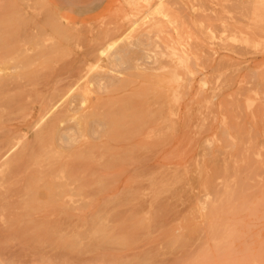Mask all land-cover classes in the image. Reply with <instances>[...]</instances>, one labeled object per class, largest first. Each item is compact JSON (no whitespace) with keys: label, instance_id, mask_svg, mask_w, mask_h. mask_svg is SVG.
I'll return each instance as SVG.
<instances>
[{"label":"rangeland","instance_id":"1","mask_svg":"<svg viewBox=\"0 0 264 264\" xmlns=\"http://www.w3.org/2000/svg\"><path fill=\"white\" fill-rule=\"evenodd\" d=\"M103 73L113 85L93 80ZM0 74L12 82L0 142L8 135L13 153L69 155L34 137L51 116L34 108L53 92L54 111L71 99L76 116L107 121L105 135L75 134L88 189L54 165L26 177L23 196L0 168V264H264V0H0ZM65 213L68 227L47 223Z\"/></svg>","mask_w":264,"mask_h":264},{"label":"bare ground","instance_id":"2","mask_svg":"<svg viewBox=\"0 0 264 264\" xmlns=\"http://www.w3.org/2000/svg\"><path fill=\"white\" fill-rule=\"evenodd\" d=\"M171 3V2H170ZM46 26V25H45ZM44 32V31H43ZM114 36V35H113ZM135 37V36H134ZM112 38V37H111ZM100 40V39H99ZM23 43V42H22ZM11 45V44H10ZM100 45V44H99ZM110 45V44H109ZM131 46V45H130ZM93 48V47H92ZM113 48V47H112ZM108 49V48H107ZM126 48H119L117 51H115L113 54H112V56L111 57H113V58H115V59H119V58H121L122 57V55L123 54H125L126 53ZM22 51H24V50H22ZM27 51H28V49H27ZM94 51H96V50H94ZM105 50L104 49H102V48H99V49H97V55L98 56H100V55H102L103 54V52H104ZM109 53V52H108ZM107 53V54H108ZM6 54V53H5ZM4 54V55H5ZM8 54V53H7ZM89 54H91V55H94V56H96V53H89ZM3 55V54H2ZM106 56V55H105ZM104 56V57H105ZM135 56V55H134ZM89 58H90V56H89ZM14 59V58H13ZM16 59H17V57H16ZM16 59H14V61L11 59H9L10 61H13L12 63L14 64L15 63V60ZM131 60H132V58H131ZM135 60V59H134ZM75 61V60H74ZM116 61V60H115ZM133 61V60H132ZM17 62V61H16ZM113 62H114V60H113ZM73 64V63H72ZM236 64V63H235ZM5 65V64H4ZM15 66V65H14ZM6 67V65L4 66V68ZM124 67H125V65H124ZM3 68V67H2ZM17 68V67H16ZM132 68V67H131ZM18 69V68H17ZM17 69H16V71H17ZM81 69V68H80ZM79 69V70H80ZM9 70V69H8ZM19 70H20V68H19ZM2 71V70H1ZM11 71H13V69L11 70ZM15 71V70H14ZM154 71V70H153ZM156 71V70H155ZM158 71V70H157ZM80 72V71H79ZM71 74V73H70ZM1 75V74H0ZM74 75H75V73H74ZM14 77V76H13ZM70 78V77H69ZM227 78V77H226ZM225 78V79H226ZM14 79V78H13ZM67 79V78H66ZM232 79V78H231ZM93 80L101 87V85H104V83H107V85H113V82H114V77H111V76H108V75H106V74H100V75H97V76H95V78H93ZM29 81V80H28ZM19 82V81H18ZM47 82V81H46ZM103 82V83H102ZM30 83V82H29ZM29 83H27V84H29ZM225 83H226V81H225ZM11 84H12V82H11V80L10 79H5V78H0V93L1 92H4L5 93V89H7V88H9V86L11 87ZM15 84V83H14ZM23 84V83H22ZM22 84L20 85V88H18V89H21L22 88ZM32 84V83H31ZM18 85V84H17ZM25 85H26V83H25ZM34 85V84H33ZM73 85V84H72ZM87 85V84H86ZM123 85V84H122ZM14 86V85H13ZM29 86H30V84H29ZM16 87V86H15ZM15 87H14V89H15ZM26 87V86H25ZM82 87V86H81ZM104 87V86H103ZM105 87H107V86H105ZM13 88V87H12ZM59 88V87H58ZM14 89H12V90H14ZM66 89V88H65ZM105 89V88H104ZM86 90V89H85ZM8 91H11V90H9L8 89ZM64 91V92H63ZM69 91H70V88L66 91V90H62L59 94H58V96H60V99L63 97H66L68 94H69ZM7 92V91H6ZM86 92H87V90H86ZM100 92V91H99ZM89 93V92H88ZM3 94V93H2ZM71 94V93H70ZM1 95V94H0ZM54 95H56V92H53L52 94H50V96L48 95L45 99H44V96H42V98H40L39 99V102H38V105L34 108V111L37 113V114H40V113H43V116H45L46 114L47 115H49V114H51V116H50V119L48 120V123L46 124V126H45V128L43 129V130H41V131H35L36 133H35V139H37V140H41V141H43V143H44V146H47V147H49L50 146V144H52V143H55V145L58 147V148H61L60 150H61V152L63 151V148L64 149H69L70 151H69V155L68 154H65V152H64V154L62 155V153L59 155V157H60V159L58 160V158H57V160H53V161H51V160H48L47 162H44L43 160L41 161L40 160V158L38 159V161L40 160L41 162H37L36 160H35V156L31 153L32 152V144L31 145H29V146H26V145H23V147L20 149V150H17V152H15V150H14V152L15 153H13L12 151H13V149L15 148V145L17 144L16 142H12L10 139H7L9 136L8 135H5L4 137H5V139H4V141H2V142H0V168L2 167H4V170L5 169H8L7 171L9 172V175H11V176H14L15 178H20V179H22L23 181H24V179L26 178V177H29V178H31V176H34V175H39V176H44V175H46L51 169H52V166H54V165H57L59 168H61V169H63V170H67V171H69V172H73V174H75L77 177L76 178H74V179H79V182H77V184H78V186H80V180H83L84 182H82L83 184L84 183H86V184H84L85 186L86 185H88L86 188L88 189V187H90L89 186V183L87 184V180H88V177H90L89 175L92 173L93 174V170L90 168V166L89 165H87L86 164V159H85V162H81L82 160H80V161H78L80 158H82V156H81V153L80 154H77L78 152L77 151H81V150H87V149H85L84 147H86V146H84L83 148L82 147H80V146H77V147H75L74 146V143L77 141V142H79V140H77V138H75V134L77 133V132H80V131H90L92 134H95L96 132L98 133V130H100L101 132H102V134L103 135H105L104 133L105 132H103V130L105 129V126L107 125V121L106 122H103L102 120H99V121H95V120H93V118H92V116L94 115V113H95V111H98V110H95V111H93V110H90V111H85L84 113L82 112V114H79L78 116H76L78 113H81V109H80V105H78L79 104V102L77 101V103L78 104H76V102H75V100H67L68 102H66V104H65V106L62 108V109H60V110H58L57 111V109H56V111H54V109L56 108V103L57 102H54L53 100L54 99H56L57 97L55 96V98H54ZM83 95V94H82ZM16 96V95H15ZM77 96V95H76ZM85 96V95H84ZM83 96V97H84ZM87 96V95H86ZM68 97V96H67ZM8 98V97H7ZM11 98V97H10ZM16 98H18L17 96H16ZM69 99V98H68ZM83 100V99H82ZM15 101V98H14V100H13V102ZM18 101V100H17ZM17 101H15V104H13V106L14 105H16V102ZM38 101V100H37ZM62 101V100H61ZM61 101H60V103H61ZM84 101H86V100H84ZM95 101V100H94ZM103 101V100H102ZM227 101V100H226ZM12 101H11V103H13ZM22 102H24V101H22ZM82 102V105H83V101H81ZM110 102V101H109ZM112 102V101H111ZM5 103V106H6V102H4ZM8 103V102H7ZM11 103H9V106L7 105V107H9V108H11L12 106H10L11 105ZM101 103V102H100ZM58 104V103H57ZM62 104V103H61ZM94 104H95V102H94ZM105 104V103H104ZM115 104V103H114ZM117 104V103H116ZM115 104V105H116ZM96 105V104H95ZM98 106H99V104H97ZM62 106V105H61ZM234 106V105H233ZM101 107V106H100ZM104 107V106H103ZM112 107V106H111ZM110 108V107H109ZM119 109V108H118ZM16 110V109H15ZM114 110V109H113ZM113 110L111 111V112H113ZM256 110V109H255ZM17 111V110H16ZM15 111V112H16ZM114 112H117L116 110H114ZM52 113H53V115H52ZM12 114V113H11ZM184 114V113H183ZM182 114V116L184 117V115ZM119 115V114H118ZM37 116V115H36ZM42 116V117H43ZM98 116V115H97ZM105 116V115H104ZM111 116V115H110ZM238 116V115H237ZM46 117V116H45ZM49 117V116H48ZM94 117V116H93ZM156 117V116H155ZM39 118V117H38ZM95 118V117H94ZM103 118V117H102ZM181 118V117H180ZM187 118V117H186ZM42 119V118H41ZM187 120V119H186ZM185 120V121H186ZM47 121V120H46ZM184 121V120H183ZM40 122H41V120H40ZM230 122V121H229ZM228 122V123H229ZM39 124V123H38ZM121 124H122V122H121ZM183 125V124H182ZM32 126H33V124H32ZM42 126H44V125H42ZM36 127H37V125H36ZM183 127V126H182ZM29 128H31L30 127V123L28 122V123H22V124H20V125H17V127H14L13 129H11L12 131H14V130H25L27 133H28V129ZM43 128V127H42ZM109 128V127H108ZM37 129V128H36ZM41 129V128H40ZM11 130H7V132H10ZM108 130V129H107ZM138 130V129H137ZM11 131V132H12ZM109 131V130H108ZM122 131V130H121ZM6 132V133H7ZM107 132V131H106ZM5 133V132H4ZM23 134V133H22ZM106 134H108V132L106 133ZM239 134V133H238ZM2 135V134H1ZM4 135V134H3ZM127 135H129L128 133H127ZM6 136H8V137H6ZM24 136V135H23ZM26 136H27V134H26ZM33 136V135H32ZM89 136V135H88ZM97 136V135H96ZM96 136H93V137H96ZM256 136V135H255ZM1 137V136H0ZM77 137V136H76ZM81 138L83 137V135L82 136H80ZM103 137V136H102ZM107 137H109V135L107 136ZM114 137V136H113ZM112 137V138H113ZM127 137V136H126ZM44 138H48V140H50L49 141V143H47V142H45V140H44ZM104 138V137H103ZM115 138V137H114ZM120 138V137H119ZM33 139V138H32ZM47 140V141H48ZM88 140V139H87ZM91 140V139H90ZM110 140V139H109ZM237 140V139H236ZM247 140V139H246ZM18 141V140H17ZM34 141V140H33ZM30 142V141H29ZM35 142V141H34ZM110 142V141H109ZM41 144H42V142H40ZM19 144V143H18ZM29 144V143H28ZM40 144V145H41ZM92 144V143H91ZM240 144V143H239ZM22 145V144H21ZM21 145L19 144V146L18 147H21ZM49 145V146H48ZM77 145H78V143H77ZM94 145V144H93ZM100 145V144H99ZM241 145V144H240ZM246 145V144H245ZM36 145H34V147H35ZM91 146V145H90ZM90 146H88V147H90ZM103 146V145H102ZM109 146V145H108ZM17 147V148H18ZM43 147V146H42ZM52 147V146H51ZM55 147V146H54ZM56 147V148H57ZM96 147H98V146H96ZM100 147V146H99ZM253 147V146H252ZM37 148H38V145H37ZM36 148V149H37ZM82 148V149H81ZM87 148V147H86ZM35 149V150H36ZM50 149H52V148H50ZM89 149V148H88ZM92 149V148H91ZM96 148H94L93 150H95ZM38 150V149H37ZM77 150V151H76ZM106 150V149H105ZM239 150V149H238ZM244 150V149H243ZM47 151V150H46ZM46 151H44L45 153H46ZM50 151V150H49ZM84 151H82V152H84ZM89 151V150H88ZM92 151V150H91ZM97 151H98V148H97ZM58 152V151H57ZM74 152V153H73ZM100 152V151H99ZM104 152V151H103ZM226 152V151H225ZM240 152V151H239ZM94 153H96L95 151H94ZM93 153V154H94ZM41 154V153H40ZM57 154V153H56ZM110 154V153H109ZM262 154H264V153H262ZM58 155V154H57ZM76 155H79V156H81V157H79V159H78V157H75ZM89 155H90V153H89ZM96 155V154H95ZM99 155V154H98ZM260 155H261V153H260ZM38 156V155H37ZM36 156V157H37ZM67 157V158H69V160H67V161H63V157ZM84 156V155H83ZM101 156V155H100ZM47 157V156H46ZM76 158V159H78V160H76V159H73V158ZM95 157V156H94ZM97 157V156H96ZM102 157V156H101ZM104 157V156H103ZM85 158V157H84ZM91 158V157H90ZM106 158V157H105ZM94 159V158H93ZM104 159V158H103ZM45 160H47V158H45ZM84 160V159H83ZM92 160V159H91ZM101 160V159H100ZM250 160V159H249ZM93 161V160H92ZM106 161V160H105ZM107 161H108V159H107ZM145 161L147 162V160L145 159ZM233 161V160H232ZM101 162V161H100ZM149 162V161H148ZM251 162V161H250ZM102 163H105V162H102ZM236 163V162H235ZM252 163V162H251ZM107 164V162L105 163V165ZM110 163H108V165H109ZM111 164H112V162H111ZM249 164V163H248ZM95 165H96V162H95ZM103 165V164H102ZM94 166V165H93ZM99 166V165H98ZM104 166V165H103ZM110 166H114V165H110ZM117 166V165H116ZM220 166V165H219ZM249 166V165H248ZM102 167V166H101ZM108 167V166H107ZM96 168H97V165H96ZM99 168V167H98ZM97 168V169H98ZM104 168H106V167H104ZM111 167H108L107 169L109 170ZM150 168V167H149ZM136 169H138V168H136ZM218 169V168H217ZM0 170H3V169H0ZM4 170H3V172H4ZM104 170V169H103ZM135 170V169H134ZM145 170H147L146 168H145ZM7 171H6V173H7ZM92 171V172H91ZM133 171V170H132ZM142 171V170H141ZM140 171V172H141ZM149 171V170H148ZM255 171V170H254ZM60 172V171H59ZM99 172V171H98ZM241 172V171H240ZM256 172H258V171H256ZM2 173V172H1ZM68 173V172H67ZM259 173V172H258ZM64 174V173H63ZM111 174V173H110ZM1 175V174H0ZM4 174H2V176H3ZM58 175H59V173H58ZM135 175V174H134ZM140 175V174H139ZM141 175H142V172H141ZM143 175H145L144 173H143ZM218 175H219V173H218ZM1 176V177H2ZM5 176H7V175H5ZM11 176H9V179H12V177ZM116 176V175H115ZM132 176H133V174H132ZM138 176V174L136 173V176L135 177H137ZM11 177V178H10ZM35 177V176H34ZM60 177V176H59ZM63 177V176H62ZM252 177V176H251ZM4 178H6V177H4ZM4 178H3V180H4ZM29 178L27 179V182H29ZM248 178H249V176H248ZM38 179V177L36 178V180ZM59 179V178H58ZM66 179H68L67 177H66ZM65 179V180H66ZM6 180H7V178H6ZM43 180V179H42ZM54 180V179H53ZM56 180V179H55ZM54 180V181H55ZM86 180V181H85ZM94 180V179H93ZM104 180V179H103ZM8 181V180H7ZM21 181V180H20ZM34 181V180H33ZM56 181H58V180H56ZM64 181V180H63ZM62 181V182H63ZM96 181V180H95ZM107 181V180H106ZM64 182H66V181H64ZM64 182H63V185H64ZM242 182V181H241ZM20 183V182H19ZM24 183H25V185H23L24 186V188H23V190H22V192H21V195L22 194H24L23 196H26L30 191V189H29V187H28V183H26L25 181H24ZM23 183V184H24ZM109 183V182H108ZM112 183V182H111ZM58 184H60V183H58ZM71 184H73V183H71ZM71 184H70V182L67 184L68 186H71ZM105 184V183H104ZM242 184V183H241ZM244 184V183H243ZM62 185V186H63ZM211 185V184H210ZM57 186V185H56ZM61 186V185H60ZM68 186H66V187H68ZM83 186V185H82ZM82 186H81V188H82ZM84 186V187H85ZM243 186V185H242ZM26 187H27V189H26ZM55 187V186H54ZM64 187V186H63ZM74 187V186H73ZM72 187V188H73ZM244 187H246V186H244ZM21 188V189H22ZM37 188H38V186H37ZM48 188V187H47ZM69 188V187H68ZM67 188V189H68ZM78 188V187H77ZM211 188V187H210ZM242 188V187H241ZM62 189H64V188H62ZM66 189V188H65ZM70 189V188H69ZM80 189V188H79ZM237 189V188H236ZM239 189V188H238ZM18 190H20V189H18ZM46 190H48V189H46ZM26 191V192H25ZM49 191V190H48ZM25 192V193H24ZM33 192H34V194H36V192L33 190ZM32 192V193H33ZM63 192V191H62ZM88 191H86V193H87ZM94 192V191H93ZM239 192V191H238ZM244 192V191H243ZM15 193H16V191H15ZM14 193V194H15ZM84 193V192H83ZM236 193V192H235ZM34 194H32V195H34ZM52 195L53 194H55V195H57L58 196V194H59V190H56V191H54V192H52L51 193ZM72 194V193H71ZM91 194V193H90ZM90 194H89V196H90ZM243 194V193H242ZM245 194V193H244ZM16 195H17V193H16ZM21 195H19L20 197H22ZM70 195V194H69ZM94 195V194H93ZM98 195V194H97ZM38 196V195H37ZM87 196H88V193H87ZM228 196V195H227ZM12 197V196H11ZM27 197H30V195L29 196H27ZM48 197V196H47ZM84 197H85V193H84ZM19 198V197H18ZM32 198H33V196H32ZM35 198V197H34ZM237 198V197H236ZM27 199V198H26ZM22 200V199H21ZM14 201H16V200H14ZM18 201V200H17ZM17 203V202H16ZM67 202L65 201V204H66ZM71 204V203H70ZM17 205H18V203H17ZM16 205V206H17ZM60 205L62 206V204L60 203ZM72 205H73V203H72ZM4 206V205H3ZM13 206V205H12ZM65 206V205H64ZM74 206V205H73ZM66 207H67V204H66ZM69 207V206H68ZM67 207V208H68ZM64 208V207H63ZM73 208V207H72ZM71 208V209H72ZM217 209V208H216ZM225 209V208H224ZM223 209V210H224ZM73 210V209H72ZM215 210V209H214ZM71 211V210H70ZM217 212V211H216ZM219 212V211H218ZM235 212V211H234ZM233 212V213H234ZM73 214H64V218L66 219H64V221H62V220H59V221H55V222H47L49 225H53V226H57V227H64L66 224H67V226L66 227H68V224L70 223V221L72 220L71 219V217H73L72 216ZM215 215V214H214ZM68 219H70V221L68 220ZM2 221V220H1ZM3 221H5V220H3ZM6 222V221H5ZM4 222V224L3 225H5V226H7L8 228H10V226H27L28 227V225L30 226V225H33V221L31 220V221H20V220H13V221H8V222H6L5 223ZM67 222H69V223H67ZM41 224V223H40ZM72 224V223H71ZM71 224H69V225H71ZM0 227H1V225H0ZM7 227H5L6 229H7ZM31 227V226H30ZM37 227V226H36ZM71 227V226H70ZM73 227V226H72ZM3 228H4V226H3ZM12 228V227H11ZM65 228V227H64ZM217 228V227H216ZM63 230V229H62Z\"/></svg>","mask_w":264,"mask_h":264}]
</instances>
